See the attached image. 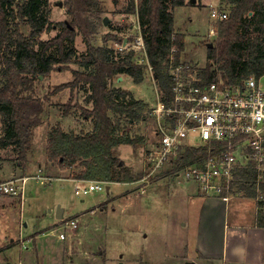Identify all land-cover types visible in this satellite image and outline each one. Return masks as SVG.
Wrapping results in <instances>:
<instances>
[{
  "label": "trees",
  "instance_id": "obj_1",
  "mask_svg": "<svg viewBox=\"0 0 264 264\" xmlns=\"http://www.w3.org/2000/svg\"><path fill=\"white\" fill-rule=\"evenodd\" d=\"M228 5L226 19L218 21L215 39L207 47V62L198 69L200 84H208L217 79L218 72L231 85H240L250 76L256 79L264 75V0H220ZM186 5L185 0H138L137 16L143 26L145 48L154 81L164 104L171 99L172 79L167 67L171 50L174 48V63L180 61L185 48V36L173 28V9ZM47 0H0V125L2 137L0 147H12L18 165L24 169L28 155L32 151L35 129L42 123L45 111L43 100L33 95V81L39 76H47L53 70H61L76 64L82 70L70 69V82L54 86L51 94L66 88L70 92L81 84L88 85L89 95L85 102L92 108L86 109L72 96L61 104L63 116L73 108H79L83 118L90 119V132H65L59 125L46 136L47 161L61 170H69L70 178L84 181H117L122 161L116 156V148L134 145L140 141L130 138L123 131V124H134L143 118L146 103L141 98L120 88H109L111 79L121 75L129 76L135 84L143 81L145 66L133 63L134 52H117L92 44L97 29L96 21L101 20L103 9L99 0H63L67 19L51 23L48 19ZM40 7H45L39 16ZM127 12L134 11V0H129ZM16 21L30 28L24 35ZM56 27L58 32L49 40H41V35ZM80 34L85 44V53L74 49L76 35ZM116 39L108 35L103 39ZM54 51L55 54L50 53ZM57 55V56H56ZM59 57V58H57ZM62 66H57L61 64ZM64 64V65H63ZM214 68V69H213ZM66 69V68H65ZM129 97L128 100H125ZM204 154L201 148H190L173 164L174 170L181 165L194 162ZM253 175L243 173L244 182ZM131 178L125 177V180ZM245 197L254 198L249 184L240 183ZM255 225L264 228V210L256 212Z\"/></svg>",
  "mask_w": 264,
  "mask_h": 264
},
{
  "label": "rangeland",
  "instance_id": "obj_2",
  "mask_svg": "<svg viewBox=\"0 0 264 264\" xmlns=\"http://www.w3.org/2000/svg\"><path fill=\"white\" fill-rule=\"evenodd\" d=\"M50 1L51 3H53L54 1L57 0H50ZM185 1H186V5L182 7H176L173 11V27L175 32H179L181 34H184L185 36V48L184 51L180 54V60L192 64V66L194 68H197L198 70L205 67L207 62L206 59L207 47L209 46V44H212V42L215 39V34L211 35L209 31L210 27H214V28L217 27V20L213 19L210 15L211 8L217 7L229 13L230 7L226 4H221L220 2L218 3V0H195L194 3H192L191 0H185ZM20 2L21 0H16V3H20ZM99 2L101 4L100 7L103 9L104 12L101 15V20L95 23L96 24L95 26L98 27V34L92 41V44L94 46L104 47L111 44L115 48L114 50H117L118 47H116L115 44L109 43V40L112 39L109 38L106 41H103V39L108 35L110 36L114 35L116 40L120 43V41L124 37L128 38L129 40H133V38L137 34V30L138 29H140V31L143 30V26L140 23L139 18L136 14L138 0H134V11H130V13L127 12L129 8L128 7L129 0H99ZM44 11H45V7H40L39 16H43ZM103 18L107 19L108 23L106 25L108 26V28L102 27ZM16 22L22 33L26 36L29 35L30 33L29 26L23 24L20 21H16ZM51 23H55V21H51ZM52 30L53 28L49 29L45 33L46 35L44 37L41 36V39L44 38V41H46L52 38L55 35V33L53 34L51 32ZM55 30H57L56 32H58L57 28ZM76 39H78V42H75L74 49L78 54L85 53L86 47L85 44H82L81 36L77 35ZM52 52L53 54H55L54 51H51L50 53ZM57 66H62V63L58 64ZM145 67L146 68L143 71L144 79L139 84H135L129 76H123V75L119 76V77L123 76L122 82L118 83L116 78L109 80L108 83L109 88H116V86H120V89L129 91L132 97L134 98H138V96L142 95L144 98L143 100L146 103V108L143 113V118L140 121L132 125L125 124L124 122H122L123 131L121 132H126L130 136V138H137L140 139V141L134 145H122L120 146V148L116 149V151L122 157L128 154L130 155V159H132L131 163L127 166L130 172L125 170L124 169L125 167H122L121 169L122 171L120 172L121 174L119 175V177L117 176V178L118 179L122 178V176L126 173H130V174L133 173L132 174L133 178L131 177L130 180H126L129 183H131V181L134 182L136 181L135 184H131V186H133V189L137 187H140L141 189V187L153 183L151 182V180H149L148 184L145 185V183L142 182V180H144L146 172L148 171L145 161V155L147 153L146 148L147 147L149 148L154 143V140L157 139V137L154 135L156 130V119H155V115L152 113V109L156 106L157 103L156 94L159 92V89L153 79V71L150 70L149 67L147 66ZM70 69L82 70L81 67H79L74 63L69 64L68 69L67 67H63V69L61 70L60 69L53 70L47 76L44 77L39 76L38 78H35L33 81L32 90L23 92V94L25 95H33L39 97L40 99L43 100V103L45 105V111L42 115L43 118L42 123L35 129V134L32 139V144H35L36 149L40 145L41 141L39 140L44 139L46 133H48L52 128L56 127L57 125L60 126L64 123L63 125L67 127V132L74 131L76 132V134L80 133L81 131H83L84 133L85 131L89 130L87 126L85 125L81 126L82 121L80 120V118H82V116L80 114L81 111L79 108H73L72 111L70 112V114L72 115L70 116L72 120L67 122L64 121L63 119L62 121H60V119L64 117L62 115L63 107H61L60 105L67 102L70 98V95L72 96V103L77 102L79 106H85L90 109L92 108L91 104L89 105L87 102H85V98L89 95L88 86L86 84L79 85L77 88H75L72 94L69 88H66L56 94H51L54 86L62 83L70 82L72 80L73 76L70 72ZM1 80L2 79L0 75V82ZM260 83L264 87V77L261 79ZM128 99L129 97H126L125 100ZM2 135L3 133L0 125V137H2ZM128 150L129 153H127ZM0 161L2 162V164L5 161H9L13 163L14 166L17 167V169H15L16 174H14V177H24V176L33 175V174L24 175L25 172H23L21 166L18 165L19 163L16 158V153L12 152L11 146L7 148L0 147ZM45 170L48 176H50L51 178L53 177L55 178V176L52 175L53 171L51 169L46 168ZM164 175L167 176L166 177L167 179H172L168 175L174 176L170 172H165V173L162 172L157 177L161 179L162 177H164ZM1 178L2 179L0 180H4V181L9 180L8 178H10V175L7 172V170L2 171ZM139 178L141 179L139 180ZM151 178H156V177H151ZM52 182H54L53 187L46 189L49 183L42 185L43 187H45L43 188L42 186H39L36 183V181L29 180L25 185L26 200L23 206L24 207L23 210H21L20 203L17 200L18 197L5 196L7 198H11L12 201L10 202L12 203H15L17 200L15 204H17L18 207L17 208L18 216L21 213L22 220L20 221L21 223L18 222L16 223L20 224L21 226L24 222L27 225V227L24 228V230H21L23 233L22 236L23 238L30 236L31 230H29V228L31 226V223L33 224L39 222V224H41L42 230L43 229L46 230L45 231L46 233L51 229H53L55 225L52 223L54 221L53 219H47L43 217L44 214L43 212H40V215L42 214L41 216L39 214H37L36 216L32 215L34 209L39 208V205L41 203L39 198H41V196L43 195H45V197H51V199L54 201L53 204L56 203L60 204L65 209L64 216L66 219H70V217L78 216L76 221L77 220L82 221L80 220L81 216L79 215H83L84 214L83 212L91 208L97 207L100 210L101 207L103 206L105 207V209L102 212H99V215L88 220V224L90 225V227L86 228L84 234H82L80 238L79 236H77L78 233L75 232L76 229L73 232H69L70 231L69 229L63 230L62 225L59 227L61 228V230L56 231L55 235L49 234L47 236V239L45 240L49 242V245H51L53 238H55L53 239L55 241L56 239H58L56 238L58 236V233L65 234L66 237L65 239L69 240L70 245L72 246L71 251H73V253H71L72 254L71 257L67 255V257L64 258L63 261L64 264H120L122 253L125 256L124 258H130V256H133L135 259H137V261H139L137 262V264L140 263L141 258L144 262L143 264H147L145 262H147L148 251L151 252L154 251L153 253L156 256H161V254H166L168 252L175 253L177 251L176 247L168 251V249L164 247L165 241H162L157 237L158 234L162 233V229H165L166 233L161 235H165L168 238L170 237L192 238L193 236V230L191 225H188L186 229H184L181 226V223L179 227H171L169 222L170 216H168L166 212H165L166 215H162L163 211H165L163 207H160L159 209L161 210L160 213H158V211L155 212L156 217L152 216L153 212L151 213L147 212L145 214L146 208L140 202L142 200H145L146 198H151L150 195L146 194V196L144 195L143 198H141L139 194H135L138 198H141L139 199V201L136 200L134 194L125 197L124 193L129 188L123 183L111 185L109 194L106 192L105 189L107 186L106 184L104 186L103 191H98V192L94 191L91 192L89 195L83 197V196L74 195L75 183L72 181L53 180ZM167 183L168 181L159 182L158 183L159 189L163 191L168 190ZM189 187L190 184H186V183L180 184L179 186L180 189L178 191L184 192L185 190H189L188 189ZM133 189L131 190L133 191ZM117 195H121V196L115 198V196ZM147 204H149V202H147ZM241 204L242 206L248 205L247 209L248 210L251 209L253 211L255 203L253 200H248L243 197L235 198L234 200L229 202L230 214L232 215L233 212L238 213V211L242 209L240 207ZM235 205L238 206L233 207ZM154 208L158 210V206H155ZM188 211L191 214V218H193L192 216H194L195 212L190 207H188ZM231 215L229 217L230 222H233L236 219V216H240L239 217L240 222H243L241 220V214L235 215L234 220ZM172 217L174 216L171 215V218ZM177 217L178 216L174 217L175 221ZM6 222H8L6 223V225L8 226L6 228H0L1 231L0 236L4 235L5 237L8 238L9 237L17 238L16 241H18L19 240V229H18L19 227L17 228L18 225L12 222L10 219ZM83 225L84 224L82 223V226ZM78 226H80V224ZM174 229L176 230L172 232ZM145 235L147 236L149 235L153 237L142 238ZM36 236L31 238L33 239ZM135 237L139 238V241L134 242L129 247V253H131L132 254L131 255L127 253L126 250L123 249L124 246L123 241L125 238H135ZM61 246H62L61 244H58L56 248H60ZM19 248L16 247L12 251L11 258L13 264H18V261L20 259L19 251H18ZM139 248H141V250H139ZM137 251L138 254L140 255L138 254L134 255L135 254L134 252ZM161 259L162 258H156L155 261L158 263L161 261ZM56 263L57 260H54L52 264H56Z\"/></svg>",
  "mask_w": 264,
  "mask_h": 264
},
{
  "label": "built area",
  "instance_id": "obj_3",
  "mask_svg": "<svg viewBox=\"0 0 264 264\" xmlns=\"http://www.w3.org/2000/svg\"><path fill=\"white\" fill-rule=\"evenodd\" d=\"M210 12L217 22L228 16L225 10L217 7ZM209 31L211 35L216 34V27H210ZM124 38V43L122 38L115 44L116 51H133V63L152 70L142 31L138 29L133 40ZM174 52L173 48L167 67L172 79L171 99L164 104L158 92L156 106L152 109L157 139L145 155L148 171L144 179L170 172L176 178L193 183L200 197L223 203L245 197L240 183L249 184L255 194L256 212L264 210V87L260 83L264 75L258 79L250 76L240 85H231L218 72L216 80L200 84L197 68L181 60L175 64ZM190 148H201L204 154L174 170V162ZM244 172L252 174V180L244 182ZM29 180L46 184L52 178L40 170L35 176L0 181V196L18 197L23 210L25 185ZM106 184L79 181L74 194L84 197L94 191H103ZM63 222V229L77 226L76 219ZM59 237L63 239L64 234L60 233ZM22 246H26L25 241Z\"/></svg>",
  "mask_w": 264,
  "mask_h": 264
},
{
  "label": "crops",
  "instance_id": "obj_4",
  "mask_svg": "<svg viewBox=\"0 0 264 264\" xmlns=\"http://www.w3.org/2000/svg\"><path fill=\"white\" fill-rule=\"evenodd\" d=\"M47 1L49 4V10H50L49 16H48L49 21L50 22L51 21H55V22L65 21L67 19V14L62 4L63 0H57V1H54L53 3H51L50 0H47ZM194 1L195 0L193 1L191 0L192 3H194ZM219 2L220 0H218V3ZM102 27L108 28L107 25H103V20H102ZM55 29L56 27H53V30L51 32L53 34L55 33L56 35L57 30ZM96 29H97V34H98L97 26H96ZM46 32H44L43 35L41 36L44 37L46 35L45 34ZM77 35H80V34L77 33ZM76 37H75V42H78V39H76ZM41 40H44V38ZM124 42H125V38H123V43ZM109 43L116 44L118 43V41L116 39L115 40L112 39V40H109ZM82 44H84L83 41H82ZM98 47H102V46H98ZM104 47L114 49V47L111 44L104 46ZM123 76H127V75H123ZM123 76L121 77V79L117 78L118 83L123 81ZM116 88H120V86H116ZM138 98L144 99L142 95L138 96ZM88 104L90 105L91 103H88ZM82 107L86 109H90L85 106H82ZM70 112L67 116H64L62 119H60V121H62L63 119L64 121H67V122L72 120L70 117L72 116ZM80 120L82 121L81 126L85 125L89 129L85 131V133L92 131L93 124L90 119L82 117L80 118ZM63 124L60 126L65 132H67V127L64 126ZM34 134H35V131H34ZM46 136H47V133L44 139L39 140L41 141L40 145L39 146L37 145L39 149L38 148L36 149L35 144H32V151L28 158L29 161L26 167L23 169V172H25L24 175L33 174L32 176H35L40 172V170H42V172L47 175L45 169L46 168L51 169L53 171L52 175L55 176V178L53 177L52 180L48 182L49 183L48 186L45 185L47 186L46 189L53 187V183H54L52 182L53 180L54 181L69 180V181L74 182L75 186L79 183V181H84V180L70 178L69 170H61L57 166L47 161V157L45 153ZM117 148H120V146ZM146 149L148 150V147ZM115 152H116V156L122 160V164H120V166L125 167L124 169L130 172V170L127 168V166L132 161V159H130V155L127 154L126 156L122 157L116 150ZM127 153H129V150ZM15 169H17V167L14 166L13 163L9 161H5L2 164V162L0 161V179H2L1 178L2 171L4 170H7V172L10 175V178L8 179H11L12 177H14V174H16ZM121 171L122 170H118V173H117L118 177L121 174L120 173ZM132 174L126 173L122 176V178L117 179V181L106 182L107 183V186L105 188L106 192L109 194L111 185L123 183L129 188L124 193L125 197L131 196L132 194H134L136 200L139 201V199L143 198L144 195L146 196V194H149L151 198H146L145 200H142L140 202L146 208L145 214L147 212L149 213L153 212L152 216L156 217L155 212L158 211V213H160L161 210L159 209L160 207H163L165 211H163L162 215H166L167 213V215L170 216L169 222H170L171 227H179L181 223V226L184 229H186L188 225H191L192 230H193L192 238H175V237L168 238L165 235H161V234L166 233V230L162 229V233L158 234L157 237L160 240L165 241L164 247H166L168 251L175 247L177 248V251L175 253L168 252L166 254H161V256H156L153 253L154 251L152 252L148 251L147 262L145 263L147 264H264V228L257 227L255 225V217H256L255 216V213H256L255 204H254L253 211L251 209L250 210L247 209L248 205L242 206L241 204L240 207L242 209H240L238 213L233 212V214L231 215L229 212V208H230L229 203H223L220 200L214 199V198L200 197L197 194L195 185L191 182H186L182 180L181 178H176L172 175H168L172 179H167L166 178L167 176L164 175V177H162L163 179L162 178L160 179L158 177L150 178L149 180H151V182L153 183H150L149 185H146L148 184L149 180L144 179L142 180V182H144L146 186L141 187V189L140 187L133 189V186H131V184H135L136 181L135 182L131 181V183H129L128 181L125 180V177L133 178ZM140 179L141 178H139V180ZM0 181H4V180H0ZM161 181H164V182L168 181L167 183L168 190L163 191L159 189L158 183ZM183 183L190 184V187L188 188L189 190H185L184 192H179L178 191L180 189L179 186L180 184H183ZM37 184L39 186L44 185V184H40L39 182ZM131 189H133V191ZM135 194H139L141 198H138ZM121 195H117L115 196V198H118ZM111 198H114V197H111ZM243 198L248 199V200H253V198H248V197H243ZM39 200L41 201L39 208H35L32 215L33 216H36L37 214L40 215V212H43L44 213L43 217L47 219H53L54 221L52 223L55 225L53 229L51 230L49 229L50 231L46 233L45 232L46 230L44 229L42 230L41 224H39V222L33 223V224L31 223V226L29 228V230H31L30 236L23 238L22 237L23 233L21 230H24V228H26L27 225L24 222L21 226L20 224H18V223H21L20 221L22 220V215L20 213L18 216V211H17L18 207H17V204H15L17 200L15 203H12L10 202L12 201L11 198L0 196V228H6L8 226L6 225V223H8L6 221H8L9 219L18 225L17 228L19 227L18 228L19 229V240L18 241H16L17 238H11V237L8 238V237H5L4 235L0 236V264H13L11 255H12V251L16 247L18 248L20 247L18 249L19 258H20L18 261V264H52L54 260H57L56 264H64L63 262L64 258L67 257V255L71 257L72 255L71 253H73V251H71L72 246L70 245L69 240L65 239L66 238L65 234H64V238L60 239L59 237L60 233H58V236L56 237L58 239H56L55 241L53 240L55 238H53L51 245H49V242L45 239H47V236L49 234L55 235L56 231L58 230L60 231L61 228L59 227L64 224L63 221L77 219L78 216H74V217H70V219H66L64 216L65 209L60 204H57V203L53 204L54 201L51 199V197H45V195H43L41 196V198H39ZM147 202H149V204H147ZM238 205H235L233 207H236ZM155 206H158V210L154 208ZM188 207L192 208V210L195 212L194 216H192L193 218H191V214L188 211ZM96 208L97 207L91 208L83 212L84 213L83 215H79L81 216L80 220L82 221L77 220L76 221L77 226L73 229H69L70 230L69 232H73L76 229L75 232L78 233L77 236H79L80 238V236L84 234V231L86 230V228L90 227V225L88 224V220L92 219L93 217H96L97 215H99V212H102L105 209L104 206L101 207L100 210L99 208L97 209ZM240 214H241V220L243 222H240V218H239L240 216H236V219H235L236 221H235L234 216L240 215ZM171 215H173L174 217L178 216L177 219L178 218L179 219L178 220L176 219L175 221L174 217H172L173 219L171 218ZM230 215L232 216L234 220L233 222L229 221ZM82 223L84 224L83 226H82ZM79 224L80 226H78ZM175 230L176 229H174L172 232H174ZM34 236L36 237L33 238L34 239L33 240L31 237H34ZM148 236L145 235L142 238H152L153 237V236H149V237ZM23 241L26 242L25 247L22 246ZM138 241H139V238H136V237L135 238H125L123 241L124 242L123 249L126 250L127 253H129V247L131 246V244H133L134 242H138ZM58 244H61L62 246L60 248H56ZM139 250H141V248H139ZM138 251L134 252L135 253L134 255L138 254ZM124 257L125 256L122 253L120 264H137V262H139L133 256H130V258H124ZM39 258H40V261H39ZM156 258H162V259L160 262L157 263L155 261ZM143 263L144 262L141 258L139 264H143Z\"/></svg>",
  "mask_w": 264,
  "mask_h": 264
},
{
  "label": "water",
  "instance_id": "obj_5",
  "mask_svg": "<svg viewBox=\"0 0 264 264\" xmlns=\"http://www.w3.org/2000/svg\"><path fill=\"white\" fill-rule=\"evenodd\" d=\"M107 23H108L107 19L106 18H103V24L106 25ZM211 46H212V44H209L208 47H211ZM118 79H121V77H118Z\"/></svg>",
  "mask_w": 264,
  "mask_h": 264
}]
</instances>
